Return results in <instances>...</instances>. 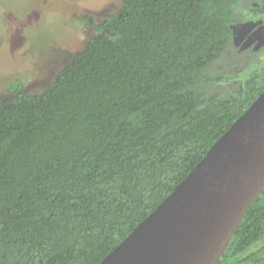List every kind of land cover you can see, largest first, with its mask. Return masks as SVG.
<instances>
[{"label": "trees", "instance_id": "trees-1", "mask_svg": "<svg viewBox=\"0 0 264 264\" xmlns=\"http://www.w3.org/2000/svg\"><path fill=\"white\" fill-rule=\"evenodd\" d=\"M242 8L123 0L120 17H82L102 33L52 88L16 83L0 100V264H100L186 179L264 91L198 99ZM218 264H264V193Z\"/></svg>", "mask_w": 264, "mask_h": 264}, {"label": "water", "instance_id": "water-1", "mask_svg": "<svg viewBox=\"0 0 264 264\" xmlns=\"http://www.w3.org/2000/svg\"><path fill=\"white\" fill-rule=\"evenodd\" d=\"M264 193V91L100 264H218Z\"/></svg>", "mask_w": 264, "mask_h": 264}, {"label": "rangeland", "instance_id": "rangeland-1", "mask_svg": "<svg viewBox=\"0 0 264 264\" xmlns=\"http://www.w3.org/2000/svg\"><path fill=\"white\" fill-rule=\"evenodd\" d=\"M252 1L244 0L247 10L242 8L239 14L262 17L264 6L255 3L251 7ZM122 14L123 0H0V100L12 97L19 81L29 94H40L57 83L63 68L92 37L102 33L96 25L85 24L83 16H92L100 25ZM240 22L234 28L232 50L228 46L224 56L225 67L219 64L208 72L219 81L199 90L201 103L239 97L259 82L264 61L255 62L264 58V52L241 51L264 45V21Z\"/></svg>", "mask_w": 264, "mask_h": 264}, {"label": "flooded vegetation", "instance_id": "flooded-vegetation-1", "mask_svg": "<svg viewBox=\"0 0 264 264\" xmlns=\"http://www.w3.org/2000/svg\"><path fill=\"white\" fill-rule=\"evenodd\" d=\"M255 3H258V4H262L263 6H264V1L263 2H261V3H259V2H257V1H252L251 2V7L253 6V4H255ZM247 10V9H246ZM240 12V11H239ZM261 14L263 15L262 17H258L257 15H254L253 16V14L252 13H250V12H242V14H239L240 16H241V18L242 19H244V20H246V22H251V23H253L254 21H257V20H259V23H261L262 22V20L264 21V8H263V12H261ZM253 16V17H252ZM242 19H240V21H242ZM241 22H239L237 25H239ZM236 25V26H237ZM235 26V27H236ZM234 42V41H233ZM233 50H235V51H237L236 49H234L233 48ZM247 51H250L251 53H253V54H258V53H261V52H264V45L261 47V48H259L258 50H255V48L253 49V46L251 47V48H248V49H245V50H243V51H241V52H247ZM264 61V58H262V60L261 61H259V62H255L256 64H259V63H262ZM253 64V63H252ZM251 64V65H252ZM222 68H224V67H222ZM260 77H259V82H258V84H256V85H261L262 83H263V81H264V69H263V71L261 72V74L259 75ZM250 79H253V77H250Z\"/></svg>", "mask_w": 264, "mask_h": 264}]
</instances>
